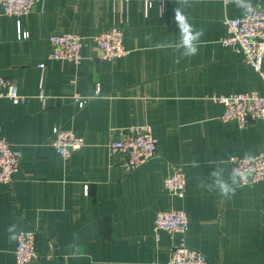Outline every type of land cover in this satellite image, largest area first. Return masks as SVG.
<instances>
[{
  "label": "crops",
  "instance_id": "crops-1",
  "mask_svg": "<svg viewBox=\"0 0 264 264\" xmlns=\"http://www.w3.org/2000/svg\"><path fill=\"white\" fill-rule=\"evenodd\" d=\"M148 1L145 14L143 0H40L20 19L25 39L0 8V77L26 97L24 105L0 99V137L21 155L12 183H0V264H14L21 232L36 237L30 264H166L177 237L160 232L156 239L152 221L156 211L171 210L186 214V245L207 264H264V181L233 182L229 163L261 153L264 121L245 129L221 123L222 106L208 100L264 95L259 75L219 44L224 18L264 8V0L226 7L220 0H162L161 14L158 0ZM177 8L203 33L194 56L175 47ZM109 28L123 33L127 55L119 60L101 59L92 42ZM64 33L85 40L78 65L47 59L49 36ZM75 95L86 99L82 108L71 101ZM142 126L157 140L156 153L126 172L107 145L120 129ZM53 129L71 131L84 147L63 161L51 146ZM178 164L183 199L162 187ZM219 182L228 183L227 195Z\"/></svg>",
  "mask_w": 264,
  "mask_h": 264
},
{
  "label": "built area",
  "instance_id": "built-area-1",
  "mask_svg": "<svg viewBox=\"0 0 264 264\" xmlns=\"http://www.w3.org/2000/svg\"><path fill=\"white\" fill-rule=\"evenodd\" d=\"M40 0H0L3 15L15 20L18 35L27 38L20 32V19L27 16ZM226 7L230 0H220ZM144 13L147 14L151 1L143 0ZM160 14L162 13V0ZM222 26L225 31L219 44L240 55L243 62L251 67L264 84V8H251L234 18H224ZM84 38L71 33L54 34L47 40V59L56 62H69L78 65L81 61L80 51L84 46ZM92 42L101 53V59L107 61L119 60L127 55L123 46V33L116 28H109L96 35ZM40 70L43 65H39ZM37 99L42 103L46 99L42 87L38 89ZM0 99H5L13 105H24L26 97L20 95L16 83L0 77ZM208 100L222 106L219 117L221 123L235 122L239 129H245L250 123L264 121V95L249 91L232 95H212ZM79 108L86 99L75 95L71 98ZM52 148L56 155L67 161L72 154L78 153L84 147V141L71 131L53 129ZM157 140L148 126L128 127L120 129L117 138L107 145L110 158H118L120 166L126 172L139 168L152 159L156 153ZM21 155L12 149L10 144L0 137V183L10 185L14 175L19 171ZM231 175L241 186L257 184L264 181V149L254 157L229 159ZM163 189L177 199L185 195V174L181 164L175 165L163 179ZM264 218V211H262ZM264 224V222H262ZM188 219L182 210L156 211L152 221V232L157 239L160 232L177 237L176 244L171 248L166 264H207V258L200 252L186 245V230ZM16 245L13 252L14 264H30L38 256L34 232H21L15 237ZM49 252L57 249L53 242L48 243Z\"/></svg>",
  "mask_w": 264,
  "mask_h": 264
},
{
  "label": "clouds",
  "instance_id": "clouds-1",
  "mask_svg": "<svg viewBox=\"0 0 264 264\" xmlns=\"http://www.w3.org/2000/svg\"><path fill=\"white\" fill-rule=\"evenodd\" d=\"M186 2V0H185ZM174 22L177 24L180 31V40L175 45L177 50L183 49V56H194L197 54L198 47L197 42L202 36V31H196L193 28V25L189 23L186 15L182 13L180 9H174ZM164 44H158V48L165 47ZM234 182V180H233ZM219 189L227 195L229 192V185L226 182H219ZM9 231H12L10 228Z\"/></svg>",
  "mask_w": 264,
  "mask_h": 264
}]
</instances>
